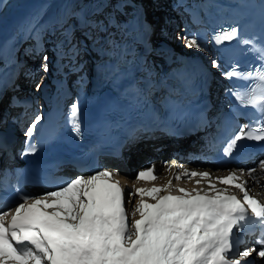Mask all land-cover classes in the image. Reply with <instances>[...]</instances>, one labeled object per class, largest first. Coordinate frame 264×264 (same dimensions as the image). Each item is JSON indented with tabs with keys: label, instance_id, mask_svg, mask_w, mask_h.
<instances>
[{
	"label": "snow or ice",
	"instance_id": "obj_1",
	"mask_svg": "<svg viewBox=\"0 0 264 264\" xmlns=\"http://www.w3.org/2000/svg\"><path fill=\"white\" fill-rule=\"evenodd\" d=\"M238 38L235 28L214 37L217 43ZM186 42L189 47H199L195 39ZM240 42L253 45L251 40ZM261 55L264 57V51ZM212 64L218 67L216 61ZM226 75L251 81L247 93L233 95L260 115L255 126H240L225 149L231 154L243 139L264 141V65L255 72L237 73L233 69ZM77 115V105L73 104L70 116L73 130L79 133ZM40 120L37 116L28 127L29 137ZM29 151L35 152V145H30ZM259 168L264 171V160ZM255 171L240 169L216 177L220 184L239 189L242 198L227 188H217L209 172L188 169L173 173L172 178H207L208 188L177 186L178 194H173L171 179L161 186L133 185L127 195L139 198L131 212L126 207L124 186L107 169L78 176L43 196L24 193L19 197L23 202L11 211L3 210L11 201L0 198V264H244V258L255 249L245 248L240 258H235L233 251L238 244L234 245L233 235L243 232L249 210L264 227V203L250 194L247 181L241 179L246 172L259 184ZM154 173L155 166H151L138 172L136 179L154 180ZM258 243L257 255L264 258V239Z\"/></svg>",
	"mask_w": 264,
	"mask_h": 264
},
{
	"label": "bare ground",
	"instance_id": "obj_2",
	"mask_svg": "<svg viewBox=\"0 0 264 264\" xmlns=\"http://www.w3.org/2000/svg\"><path fill=\"white\" fill-rule=\"evenodd\" d=\"M47 1L48 0H44V1L15 0L11 4L8 14H6L3 17V19L0 21V23L3 21L0 26V42L2 41V43L0 44V70L9 67L8 65L11 63V59H12L11 55L13 53L12 51H13L14 41H16L19 38V36L25 35V33H23V30L27 27V24L32 20V18H35V16L37 15L35 14L32 18L31 17L29 18V14H31L30 13L31 11L29 13H25V11L23 12V10H25L24 8L25 7L36 8L39 6L40 14H42ZM58 1L59 0L55 2ZM62 1L63 0H60L58 3H56L55 6L53 4L52 6H50V8L53 7L55 9L54 12L53 10L49 9V14H50L49 25L51 28L50 31H48V36L50 37L48 39V42L50 43V45L48 46L46 52L48 53L47 59L44 61L45 63H49V60L51 58L50 56L51 53L55 52V54L57 55L56 60L60 63L59 70L56 71V74L62 77V82L66 86L69 81L71 82L72 80H75L76 79L75 76L80 71H82L83 67H85L86 61L80 62L79 65L76 64L73 65L75 62L77 63L78 60L79 61L82 60L83 57L82 54H84L83 51L84 46L87 47V49L85 50V55L92 58L94 57V55L97 56L98 54L109 51L110 54L113 53L110 62H112V60L121 61L123 59L124 63H128V61L132 59L135 62V63L133 62L134 63L133 65L134 69H132L133 75L127 76L126 79H124L123 81L125 84H130L134 82V84H136L138 87L141 85L140 84L141 80L150 79L151 81H153L154 79L153 80L151 79L152 78L151 74L153 76L154 72H156L157 74V72L159 71L156 68H152L153 71L151 70V68L150 69L144 68V66L147 65V62H149L148 57H153L152 62L153 61L157 62L161 64V67H164V72L162 73L161 76H158V79L159 78L163 79L164 77V80L166 81L167 79L165 78V76L167 77L166 74L167 72L169 73V69L167 67H169L170 64L178 63L179 60L182 59L180 55L178 56L172 54L170 50H166L165 55L167 57L164 55L161 61L159 58L156 57L158 56L156 52H161L162 49L159 47L157 48L156 46L154 47V43L150 42L151 37L155 33V31L152 30V24L146 25L142 23L141 19L137 17V12L141 10L142 11L145 10L144 12H146L145 8L147 5L139 4L137 2H134V0H82L83 3H85L84 4L85 8L90 9L87 12H83L81 6V16L83 19V23L80 24L79 29L78 26L74 27L75 29L73 32L71 28H69L68 32H64L65 31L64 23L66 19L62 18L63 17L62 14L64 13V9L67 7L63 8L62 11L60 10L62 7H64L62 5L60 8V3ZM93 1L95 2L97 1L98 4L94 6ZM180 1L187 2V0H178L176 1L177 5H170V7H173L174 9L178 8V2ZM66 2L67 1L65 0V3ZM93 6L94 8H92ZM137 8H141V9H137ZM133 16H135L136 19L138 20H135ZM66 36L68 37L69 40L67 44H65L67 38ZM74 36L76 37L75 38L76 43L73 44V46L71 47L72 51H74V56L73 58L70 57L72 60L71 62L72 66H67L68 62L66 63L64 62L66 57L65 52L67 47H69L70 45L69 44L70 41H72L71 39ZM62 37L64 38V41L61 40L63 39ZM78 38H82L81 41L83 43V46L79 43L80 39ZM196 39L199 45H201L204 42L202 41L203 37H196ZM187 61H193V60L188 59ZM155 65L156 63L154 64V67ZM14 66L15 65L13 64V67ZM37 66H38L37 63H35V67H33L32 70L33 72L35 71V73H30L31 77L29 76L30 74L27 75V78L29 79L30 82L29 81L25 82V79H23V82L19 80L17 83L18 85L14 87L15 89L11 87V90H9L8 87L11 86V84H13L12 82L14 83L16 82L15 74L18 75L19 73L18 68L21 66L14 68L10 67L12 72H15V74L11 73L7 81L5 80L6 83L5 86L4 85L3 87L0 86V120H3V118H5L6 115L9 116L8 119L9 126L7 127V132H9L10 135L14 134V140H17V135L11 128L14 126V122L11 121V117L15 116L16 119L15 121L18 122L17 125L20 127L23 123V121H20V118L31 115L33 109L35 108L33 104L34 102L30 101L32 97H30V95L27 94L28 88L26 83L27 82L31 83V81L33 80L36 72L38 71ZM146 71L148 72L151 71L148 78H146L145 75ZM214 74L216 75L215 77L218 79V81H220L221 74H218L215 70H214ZM82 78H83L82 76L79 78V82L82 80ZM1 80L3 79L0 78V81ZM38 81L39 79L36 80L34 85H36ZM154 82L157 83L158 81L154 80ZM2 84L4 83L0 82V85ZM19 84L22 85L20 86ZM34 85L32 84L33 87ZM145 86H148L151 89L154 88L152 84H145ZM23 88L25 89V92L21 93V91L24 90ZM161 142L169 144V142H174V139L169 138L168 140L167 138H162ZM13 144H10L8 149L11 150ZM130 149H133V151L132 153H129L130 155L128 154L129 157H127L128 172H130L131 167L136 166L135 164L143 160L144 157L143 154L144 152L142 153V155L141 153H139L140 147L134 146V147H130ZM111 165L112 163L110 162L109 163L103 162L101 165L102 167L101 171L107 168L111 169L113 167V166L111 167ZM255 169L256 171H260V176L256 177V179L260 181L259 184L255 183L253 181V178L247 176L246 173L241 177V179L247 181L246 187L247 190L250 192V194L254 198L258 199L261 203H264V171H262L259 168V165L256 166ZM97 171H94L88 176L93 175ZM227 174L228 172L224 173L223 176ZM154 175L156 179L154 180L149 179L148 181H144V182L141 181L136 182L137 184H135V179L133 176L128 178L114 176V178L119 180L120 184L125 188V198L127 200L126 207L129 212H130V208H133L135 204V199H138L139 197H129V199H127L126 197L128 194L127 190L130 187L131 189H133V185H135L136 187H143V188H148L150 186H153L154 184L157 186H161L162 185L161 181L163 179L162 172L157 168L155 169ZM225 185L234 188V186L231 184H225ZM177 186L183 187L188 190L194 188L189 182L186 181L184 182L177 181V185H175V191ZM228 190L231 193L238 194V196L239 197L241 196L242 198V193L239 192V189H237V191L234 192L231 189ZM145 199L151 202L149 197H145ZM235 239L236 237L233 238V240Z\"/></svg>",
	"mask_w": 264,
	"mask_h": 264
},
{
	"label": "rangeland",
	"instance_id": "obj_3",
	"mask_svg": "<svg viewBox=\"0 0 264 264\" xmlns=\"http://www.w3.org/2000/svg\"><path fill=\"white\" fill-rule=\"evenodd\" d=\"M15 0H1L0 2V21L3 19V17L8 14L9 9L11 4L14 2ZM44 1V0H43ZM57 0H48L46 3V6L43 10V13L40 14V7H28V8H24L25 10H23V12L25 11V13H30L29 14V18L33 17L35 14H37L35 16V18H32V20L27 24V27L23 30V33H25L24 36H19V38L14 41L13 44V53H12V59H11V63L8 65L9 67L1 69L0 70V78L3 79L0 82L4 83L0 86L3 87V85L5 86V80L7 81V79L9 78V75L11 73L15 74V72H12V70L10 69V67L14 68V67H19V73L18 75H16V82H12L13 84H11V86L8 87L9 90H11V87L13 89H15L14 87L16 85H18V81L21 80L23 82V79H25L26 81H29V79L27 78V75L30 73H35V71L33 72V67H35V63H37V69L38 71L36 72L33 80L31 81V83L27 82V88H28V92L27 94L30 95L31 100L34 99L33 95H34V91L31 90L33 88L32 83H35V80L39 79V77H41V69L44 70L45 68V55L47 54V48L50 45V43L48 42V39L50 38L48 36V31H50V25H49V21H50V17H49V9L53 10L54 12V8L50 6H52V4L55 6L56 3L55 2ZM67 2L65 3V0H63L60 3V8L63 5L64 7H62L60 10L62 11L63 8L67 7L64 9V13L62 14L65 20L64 23V28L65 31L64 32H68L69 28H71L72 32L74 31V27L79 26L81 23H83V19L81 16V6H82V10L83 12H87L90 9H86L83 1L82 0H66ZM178 0H134V2H137L139 4H143V5H147L146 6V12H144L145 10L141 11V13L139 14V12H137V17L139 19H141L142 23L144 24H152V30L155 31V33L153 34V36L151 37V41L154 43V47L156 46L157 48H161V52H156V54L158 56H156L157 58L162 59V57L166 54V50H170L172 52V54L175 55H184L185 58L187 59H191L193 61L197 60L198 62H200V60H203L204 63H206L208 60H210V57L208 56V54H205V49H204V45H199V47H189L187 44V40L188 39H196V37H192L190 35V31L189 29L186 28V23H187V19H186V13L184 12V9L188 6L186 4L185 1H180L178 2V8L174 9L173 7H170V5H177ZM97 3V1H93V5L95 6ZM94 6L92 8H94ZM141 9V8H139ZM58 12V9H57ZM51 13V11H50ZM133 18L135 20L136 19L135 16H133ZM172 20V21H171ZM176 20V22H175ZM3 22V21H2ZM1 22V23H2ZM0 23V26H1ZM45 26V28H44ZM63 28V29H64ZM189 28V27H188ZM197 29V28H196ZM189 31V32H188ZM192 34V32H191ZM67 37V36H66ZM38 38V39H37ZM63 38V37H62ZM76 37L74 36L70 41V45L69 47H67L66 49V57L64 62H68L67 66H72L71 62V58H73L74 56V51H72V46L73 44L76 43ZM80 39V41L82 40V38H78ZM62 41H64V38L61 39ZM69 42L68 37L66 38V43L67 44ZM2 43V41L0 42V44ZM72 44V45H71ZM57 45V44H56ZM68 51V52H67ZM72 51V52H70ZM70 53V54H69ZM72 55V56H71ZM45 56V57H44ZM48 56V54H47ZM83 56V57H82ZM82 60H78V62L74 63L73 65H79L80 62L82 61H87V57L86 55L84 56L82 54ZM71 57V58H70ZM17 58V59H16ZM87 58V59H85ZM153 57H148L149 62H147V65L144 66L145 69L147 68H156L157 70L159 69V65L161 66V64L157 63V62H152ZM44 59V60H43ZM13 60V61H12ZM151 61V62H150ZM27 62V63H26ZM156 63L155 67L154 64ZM13 64L15 65L13 67ZM84 69V67H83ZM80 71L75 77L76 80L79 81V78L82 76L83 72ZM156 70V71H157ZM162 70H164V67H162ZM153 71V70H152ZM151 71H146L145 75L146 78L149 77ZM159 72V71H158ZM157 72V78L158 76H161L162 74ZM24 73V74H23ZM156 73V72H154ZM19 76V77H18ZM31 77V74L29 75ZM32 76V77H33ZM84 77V74H83ZM141 78V77H140ZM33 83V85H34ZM20 86L22 84H19ZM32 86V87H31ZM24 89V88H23ZM25 92V89L21 91V93ZM34 104V103H33ZM2 125V124H0ZM6 128L9 126L8 124V120L6 122V124H3V128ZM146 150V149H144ZM128 166V164H127ZM229 170V169H228ZM224 171V173L230 172V171H235V170H230V171ZM101 171V170H98ZM237 172H239V170H237ZM255 178L260 176V171H255ZM135 184H137L135 182ZM155 185V184H154ZM157 186V185H156ZM217 186H219V188H228L231 189L233 191H237V188H232L229 187L225 184H220L218 183ZM152 187V186H150ZM236 189V190H235ZM133 189H131V187L127 190V193L131 192ZM56 191V190H55ZM240 192V191H239ZM127 199H129L128 195L126 196ZM129 208V207H128ZM132 211V208H130V212ZM250 243V242H248ZM247 244H245V246H243V249H241V251H237L234 252L233 255L235 256V258H240V254L241 252L245 249V248H251L246 246ZM255 245V244H254ZM253 245V246H254ZM256 247V246H255ZM257 249V247H256ZM255 252V251H254ZM258 251L256 250V254H250L249 257L244 258V260H246L247 264H264V258H261L257 255Z\"/></svg>",
	"mask_w": 264,
	"mask_h": 264
},
{
	"label": "trees",
	"instance_id": "obj_4",
	"mask_svg": "<svg viewBox=\"0 0 264 264\" xmlns=\"http://www.w3.org/2000/svg\"><path fill=\"white\" fill-rule=\"evenodd\" d=\"M189 138H190V137L188 136L187 138L182 139V140L187 141ZM182 140L175 139V140H174V144H175V143H178L179 141L182 142ZM169 143H173V142H169Z\"/></svg>",
	"mask_w": 264,
	"mask_h": 264
}]
</instances>
